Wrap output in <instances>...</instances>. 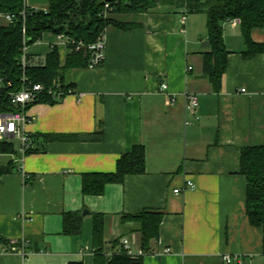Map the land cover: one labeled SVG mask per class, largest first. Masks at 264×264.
<instances>
[{"label": "crops", "instance_id": "0c3cea01", "mask_svg": "<svg viewBox=\"0 0 264 264\" xmlns=\"http://www.w3.org/2000/svg\"><path fill=\"white\" fill-rule=\"evenodd\" d=\"M181 12L111 14L132 28L107 27L104 64L69 71L73 93L62 101L28 107L35 152L11 155L16 166L0 177V236L26 239L27 255L0 253V264H95L96 253L81 250L95 249L96 214L107 217V255L123 238L145 251L135 224L121 223L143 211L159 214L160 233L141 264H227L226 256L237 258L232 264H264V234L247 216L241 172V150L264 145V53L244 58L240 24L226 22L227 69L216 91L203 71L207 16L188 14L183 25ZM252 39L264 44V30ZM57 42L45 33L28 53L44 62ZM56 45L64 67L71 51ZM187 93L198 96L196 111L186 108ZM137 145L145 147L143 174L107 185L101 196L83 194L84 174L114 173ZM188 180L195 187L183 189ZM65 213L82 216L80 235L63 233Z\"/></svg>", "mask_w": 264, "mask_h": 264}, {"label": "trees", "instance_id": "16d2710c", "mask_svg": "<svg viewBox=\"0 0 264 264\" xmlns=\"http://www.w3.org/2000/svg\"><path fill=\"white\" fill-rule=\"evenodd\" d=\"M106 4L112 7L111 14L150 13L160 5L172 6L177 11L187 9L188 14L205 13L209 51L203 55V71L216 91L220 90L222 76L227 69L229 51L224 41L226 22L235 19L240 21L245 41L244 58L264 53V44L255 43L252 39L254 30H264V0H48L45 10L37 11L26 7L24 0H0V80L5 84L0 97V112L14 110L8 93L22 88L24 72L34 83L45 86L61 83L69 89L71 85L65 81L66 74L77 67H88L86 51H78L71 45L72 52L68 55L64 67L60 64L57 48H54L47 55L43 65H29L24 71L21 64L24 40L30 47L41 40L45 33H52L68 36L88 46L96 42L110 25L123 29L132 28V25L116 22L112 18H103ZM23 11L25 18L20 14ZM9 13L16 14V19L12 23H3L1 14ZM9 83L11 86H8ZM57 102L59 101L41 98L35 103ZM32 152H35V149L29 150L27 155ZM17 154L16 143L0 142V156L9 157L6 163H0V177L15 168V160L10 156ZM145 163V147L134 146L130 153L124 154L117 161L114 173L84 174L82 192L84 195L101 196L105 193L107 185L123 183L128 175L143 174ZM241 172L247 178V216L251 225L261 228L264 234V145L241 150ZM106 218L103 214L94 215L95 264H141L142 258L131 257L125 253L108 257L105 253ZM127 222L135 224L133 230L141 234L142 246L146 253L149 252L147 248L150 242L159 237V214L143 211L140 214L123 215L121 223ZM81 232L82 216L77 213H65L63 233L74 236L80 235ZM9 242L0 236V246L8 245ZM118 243L119 240L112 242L113 249Z\"/></svg>", "mask_w": 264, "mask_h": 264}, {"label": "built area", "instance_id": "2783aa9c", "mask_svg": "<svg viewBox=\"0 0 264 264\" xmlns=\"http://www.w3.org/2000/svg\"><path fill=\"white\" fill-rule=\"evenodd\" d=\"M25 6L29 7L24 0ZM34 10H41L38 8H32ZM45 10V8H43ZM112 12V7L110 4H106L105 10L103 12V18H108ZM181 23L186 25L188 11L187 9L182 10ZM23 18H25V11L20 13ZM16 14H1V18L6 23H12L16 19ZM235 24H240L238 19L232 20ZM57 43L64 42V44L68 47V49L72 52L70 46H75L76 50L84 49L88 56V67L91 70H96L100 68L106 58V50H107V41L105 32L97 39L96 42L85 46L83 42H76L72 38L65 35H56ZM42 40V39H41ZM39 40V41H41ZM38 41V42H39ZM57 43L51 45V50L57 48ZM29 46L26 44V40L23 42V54L21 57V64L23 66V70L27 68L29 65H43L44 62H41L39 59L29 55L28 50ZM31 57V58H29ZM22 88L19 90L10 91L8 93V99L12 107H14L13 111L9 112H0V142H14L16 143V147L18 150V154L20 156V160H23L25 156H27V152L35 147V141L31 134H29L26 130V125L31 122V118L27 114L28 107L35 102L39 101L41 98H50L55 101H62L67 95L72 94L73 90L71 88L66 89L61 83H57L51 86H45L41 83H34L30 80L29 77L25 75V72L22 77ZM8 86H11L9 83ZM5 88V84L3 80H0V97H2L3 89ZM162 91L168 90L167 84L161 85ZM245 92V90H241ZM186 99V108L190 111H196L199 106V98L195 94H185ZM195 185L192 181L188 180L183 189H192ZM181 189L177 188L174 190L175 194L181 193ZM28 241L26 239L22 240H11L8 245L0 246V253H19L22 255H27V245ZM164 253H170L169 249H165ZM91 253L95 254L96 250L87 246L81 250V254ZM125 253L131 257H139L142 258L147 253L145 251H136L133 248V244L129 238H123L119 244V246L108 254L109 257H112L115 254ZM237 258H232L230 256L225 257V262L227 264H232L236 261Z\"/></svg>", "mask_w": 264, "mask_h": 264}, {"label": "rangeland", "instance_id": "374dc122", "mask_svg": "<svg viewBox=\"0 0 264 264\" xmlns=\"http://www.w3.org/2000/svg\"><path fill=\"white\" fill-rule=\"evenodd\" d=\"M26 3L29 7L38 8V9H43V8H46L48 6V0H26ZM162 6H167V5H160V6L156 7V9H158L159 7H162ZM2 22L6 23L4 20H2ZM37 44H38V42L35 43L34 45L30 46V48L35 47V45H37Z\"/></svg>", "mask_w": 264, "mask_h": 264}, {"label": "water", "instance_id": "95a60500", "mask_svg": "<svg viewBox=\"0 0 264 264\" xmlns=\"http://www.w3.org/2000/svg\"><path fill=\"white\" fill-rule=\"evenodd\" d=\"M204 45H205V46H209V42H205ZM87 214H88V212L85 211L83 215L85 216V215H87Z\"/></svg>", "mask_w": 264, "mask_h": 264}]
</instances>
